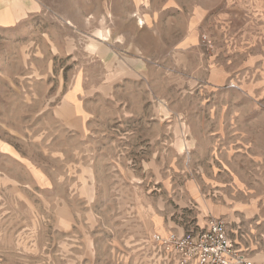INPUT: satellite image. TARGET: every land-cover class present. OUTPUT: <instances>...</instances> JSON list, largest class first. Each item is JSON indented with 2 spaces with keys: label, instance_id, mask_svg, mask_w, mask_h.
I'll list each match as a JSON object with an SVG mask.
<instances>
[{
  "label": "rangeland",
  "instance_id": "rangeland-1",
  "mask_svg": "<svg viewBox=\"0 0 264 264\" xmlns=\"http://www.w3.org/2000/svg\"><path fill=\"white\" fill-rule=\"evenodd\" d=\"M263 200L264 0H0V264H174Z\"/></svg>",
  "mask_w": 264,
  "mask_h": 264
},
{
  "label": "built area",
  "instance_id": "built-area-1",
  "mask_svg": "<svg viewBox=\"0 0 264 264\" xmlns=\"http://www.w3.org/2000/svg\"><path fill=\"white\" fill-rule=\"evenodd\" d=\"M155 244L174 264H255L230 236L225 219L209 216L193 233H155Z\"/></svg>",
  "mask_w": 264,
  "mask_h": 264
},
{
  "label": "crops",
  "instance_id": "crops-1",
  "mask_svg": "<svg viewBox=\"0 0 264 264\" xmlns=\"http://www.w3.org/2000/svg\"><path fill=\"white\" fill-rule=\"evenodd\" d=\"M263 210H264V202H262V203L260 202V207L257 206L258 212L253 211V214L251 213V216H250V214L246 213L248 218L254 224L252 226L253 229H252L251 233L250 232L247 233V231L243 227L241 230V235H240L238 233L239 228H240L239 225H237L236 228H231L230 225L228 226L230 236L234 239L237 246H238V244H241V243L244 244L245 242L246 243L248 242L250 245H252L253 256L251 258L253 259L255 264H264V231H262L264 229V227H262V225L264 224V212H263ZM213 216L214 217H220V216H215V215H213ZM169 231H175V230H169ZM169 231H166L163 234H166ZM177 232H179V231H177ZM244 232L246 234H243ZM243 237H244L245 241H244ZM248 238H251L250 242H249ZM241 249H243V247H241Z\"/></svg>",
  "mask_w": 264,
  "mask_h": 264
}]
</instances>
